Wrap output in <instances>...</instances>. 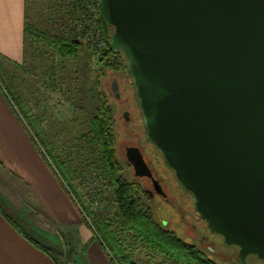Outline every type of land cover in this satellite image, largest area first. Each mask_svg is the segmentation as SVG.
<instances>
[{
	"label": "water",
	"instance_id": "water-1",
	"mask_svg": "<svg viewBox=\"0 0 264 264\" xmlns=\"http://www.w3.org/2000/svg\"><path fill=\"white\" fill-rule=\"evenodd\" d=\"M98 3L128 61L147 140L240 264L264 260V0ZM129 150L135 175L152 176Z\"/></svg>",
	"mask_w": 264,
	"mask_h": 264
},
{
	"label": "rangeland",
	"instance_id": "rangeland-1",
	"mask_svg": "<svg viewBox=\"0 0 264 264\" xmlns=\"http://www.w3.org/2000/svg\"><path fill=\"white\" fill-rule=\"evenodd\" d=\"M36 7L38 29L77 41L81 49L75 55L65 56L49 45L34 41L32 47L28 48V58L22 67L9 65L4 68L0 65V86L14 101L18 97L25 105L29 117L19 107H14L59 179L55 169L57 164L42 140L53 148L54 156L66 165L71 185L84 198L85 206L93 211V216L88 217L86 222L80 206L76 204L86 226L94 233L92 222L96 219H111L117 213L109 178L102 172L100 149L92 142L90 128L98 91L104 90L114 108L118 137L117 155L126 175L133 178L132 170L127 165L125 147L139 145L160 173L173 180V191L169 188L166 190L173 201L172 205L163 204L159 208L152 202L157 220L179 237L195 244L216 263L238 264L235 259L230 262L236 256V247L226 244L221 235L210 232L196 213L191 198L189 201L186 199V190L174 181L176 178L173 171L162 155L146 140L147 129L127 68L125 71L107 70L104 76H100L98 62L94 57L98 49L92 48L83 40L80 41L71 33L75 31L71 20L73 14L64 13L67 5L62 0H36ZM45 12L54 21L50 27L44 23ZM32 23L30 21L29 25ZM101 38L104 48L103 33ZM114 82L117 84V91L114 90ZM125 112H129L128 119ZM139 181L147 185L146 179ZM132 234H121V238L124 240L126 252L136 264H184L173 256L149 247L142 238H136ZM203 236L205 237L201 243ZM59 242L60 251L55 252L59 264L87 263L83 246L77 248L73 241L66 239ZM244 264H264V260L250 254Z\"/></svg>",
	"mask_w": 264,
	"mask_h": 264
},
{
	"label": "crops",
	"instance_id": "crops-1",
	"mask_svg": "<svg viewBox=\"0 0 264 264\" xmlns=\"http://www.w3.org/2000/svg\"><path fill=\"white\" fill-rule=\"evenodd\" d=\"M36 0H0V65L22 67L35 43L26 33L37 23ZM44 23L54 24L46 13ZM35 21V24H34ZM62 26V25H61ZM0 264H59L55 252L66 239L80 248L93 236L81 212L43 156L0 86ZM88 264H113L98 240L89 243Z\"/></svg>",
	"mask_w": 264,
	"mask_h": 264
},
{
	"label": "trees",
	"instance_id": "trees-1",
	"mask_svg": "<svg viewBox=\"0 0 264 264\" xmlns=\"http://www.w3.org/2000/svg\"><path fill=\"white\" fill-rule=\"evenodd\" d=\"M62 1L65 3V6L67 5V8L64 10V13L67 14L71 7H68L67 2ZM72 13L74 14L75 11L73 10ZM99 23L105 40V47L102 50L99 49L100 52L97 50L94 55L98 62L100 76H104L107 70L125 71L126 68L131 76L126 57L121 51H116L110 43L113 33L112 27L105 25L101 18L99 19ZM26 33L35 41L49 45L56 52L65 56L75 55L81 49L79 42L69 40L68 37H64L61 34H52L51 32L40 30L34 25H28ZM134 89L136 94L135 86ZM6 96L13 107H19L24 115L29 117L25 105L18 97H15L14 101L8 94ZM16 112L18 113L17 110ZM20 118L22 120L21 116ZM90 128L92 142L98 145L100 149L102 172L109 178L115 197L117 213L111 219H96L95 222H92L94 228L93 236L83 246V254L86 261L89 243L98 240L108 253L113 264H136L132 260L131 255L126 252L124 240L121 238V234L133 233L132 235L136 238L140 237L143 241L147 242L149 247L160 250L168 256H173L184 264H218L195 244L179 237L174 231L165 227L163 223H160L156 218L147 195L143 191L142 184L134 178H129L124 172L123 164L117 155L118 137L114 108L104 90L98 91L95 114L91 120ZM42 142L57 164V168L55 169L63 185L70 193L74 202L80 206L83 217L87 222V218L93 216V211L85 206L84 198L71 185V177L65 169L66 165L54 156L53 148L45 140H42ZM0 211L19 232L27 237L21 228L2 209ZM27 238L37 247L50 254V251L40 243L29 237Z\"/></svg>",
	"mask_w": 264,
	"mask_h": 264
},
{
	"label": "flooded vegetation",
	"instance_id": "flooded-vegetation-1",
	"mask_svg": "<svg viewBox=\"0 0 264 264\" xmlns=\"http://www.w3.org/2000/svg\"><path fill=\"white\" fill-rule=\"evenodd\" d=\"M142 114V111H141ZM125 116L128 119L129 116V112H125ZM146 140H147V134H146ZM148 141V140H147ZM149 143L153 144L151 141H148ZM153 146L156 148V146L153 144ZM133 147H137L145 162L147 163L152 176H137L135 175V170H134V166L131 164L130 158L133 157V152L131 150H129V148H133ZM156 150L160 153V151L156 148ZM125 156L127 159V165L131 168L132 173H133V178L138 180L139 179H146L147 185L145 186L143 183L142 187H143V191L144 193L147 195V198L152 206V202H154L159 208L163 205V204H170L172 205L173 201L172 199L169 197V193L166 191L167 188H169L170 190L173 191V186H172V182L173 180L168 179L164 173H160V171L157 169V167L153 164V162L150 161V159L148 158L147 154L145 151L142 150V148L139 145H129L125 147ZM163 157V156H162ZM166 162V161H165ZM172 170V169H171ZM173 171V170H172ZM173 175L175 176V173L173 171ZM156 181V182H155ZM177 182L178 185L181 186V184H179V181L176 179L174 180ZM185 189V188H184ZM182 190V189H181ZM186 190V189H185ZM186 199L189 201V198H191V201L194 204V209H195V202H194V198L193 195L191 194L190 191L186 190ZM199 216V215H198ZM200 217V216H199ZM201 218V217H200ZM203 220V219H202ZM204 221V220H203ZM205 222V221H204ZM206 223V222H205ZM207 225V224H206ZM205 236H203L200 240L201 243L203 242V238ZM236 256L235 258H231L230 262L232 263V259L237 260V263L240 264V260L238 259V248L236 247ZM233 264V263H232Z\"/></svg>",
	"mask_w": 264,
	"mask_h": 264
},
{
	"label": "built area",
	"instance_id": "built-area-1",
	"mask_svg": "<svg viewBox=\"0 0 264 264\" xmlns=\"http://www.w3.org/2000/svg\"><path fill=\"white\" fill-rule=\"evenodd\" d=\"M71 9L67 14L71 15L74 30L73 33L80 41L87 43L94 49H102L101 26L99 23L100 12L98 0H64ZM71 4V5H70ZM69 7V8H70ZM0 85L1 81H0Z\"/></svg>",
	"mask_w": 264,
	"mask_h": 264
}]
</instances>
